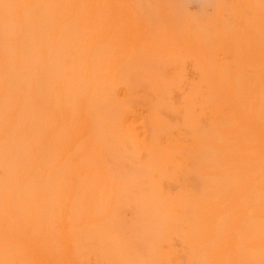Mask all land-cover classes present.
<instances>
[{
    "label": "bare ground",
    "instance_id": "6f19581e",
    "mask_svg": "<svg viewBox=\"0 0 264 264\" xmlns=\"http://www.w3.org/2000/svg\"><path fill=\"white\" fill-rule=\"evenodd\" d=\"M0 264H264V0H0Z\"/></svg>",
    "mask_w": 264,
    "mask_h": 264
}]
</instances>
